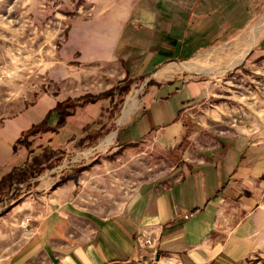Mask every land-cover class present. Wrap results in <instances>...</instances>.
Listing matches in <instances>:
<instances>
[{"label":"crops","instance_id":"0c3cea01","mask_svg":"<svg viewBox=\"0 0 264 264\" xmlns=\"http://www.w3.org/2000/svg\"><path fill=\"white\" fill-rule=\"evenodd\" d=\"M263 4L95 0L90 18L70 26L61 73L53 78L57 89H42L28 104L16 99L10 112H0V191L16 181L36 183L25 200L13 199L0 213V264H149L153 252L160 261L153 264H264V102L218 124L190 113H208L214 84L206 75L239 65L245 48L257 44ZM232 43L233 55L223 62L221 50ZM218 58L224 67L184 66ZM141 80V106L127 118L135 105L126 104L106 141V173L121 176L124 158L136 159L150 138L172 146L186 138L194 154L130 192L99 197L101 168L63 179L43 170L49 151L111 127L118 98ZM138 234L154 247H140Z\"/></svg>","mask_w":264,"mask_h":264},{"label":"rangeland","instance_id":"374dc122","mask_svg":"<svg viewBox=\"0 0 264 264\" xmlns=\"http://www.w3.org/2000/svg\"><path fill=\"white\" fill-rule=\"evenodd\" d=\"M94 5L95 0H0V112H10L16 99L23 102L28 100V104L42 89H57L60 82H55L53 78H59L61 73V60L66 55L64 44L70 26L78 19L90 18ZM263 13L264 4L260 7V15ZM233 44L221 50L225 55L223 62L228 63L231 59L233 53L230 47ZM215 61L200 60L184 66L202 70L224 67L221 58ZM229 69L225 73L205 77L214 84V96L204 106L209 115L199 111L190 113H196L209 124H218L224 119L230 121L231 118H237L246 109H259L260 102H264V31L242 63L230 66ZM145 90L144 81L133 84L123 98H118L116 114L110 119L111 127L93 140L68 142L55 151H49L53 156L43 170L48 169L54 175H72L87 166L101 168L102 182L97 186L93 184L94 194L99 197L103 194L107 196L115 190L130 192L142 181L167 173L178 164L181 157L194 154L195 147L186 138L177 146L162 144L150 138L139 146L136 159L124 158L121 162V167L125 165L121 168V176L113 172L106 173L107 167L103 164V160L109 156L106 141L118 129L116 122L124 106L131 103L135 105L129 118L141 106ZM189 119L192 117L189 116ZM197 126L202 127L201 124ZM195 129L191 132H196ZM191 132H186L187 137L193 136ZM95 157L101 160L97 159L94 163L92 159ZM60 183L61 180H57L53 184L56 186ZM34 184L16 181L9 189L0 191V213L10 209L13 199H18L16 202L25 200L29 188L36 187Z\"/></svg>","mask_w":264,"mask_h":264},{"label":"built area","instance_id":"2783aa9c","mask_svg":"<svg viewBox=\"0 0 264 264\" xmlns=\"http://www.w3.org/2000/svg\"><path fill=\"white\" fill-rule=\"evenodd\" d=\"M192 216H193V213H189V214H186L184 217H185V219H189ZM136 241L139 244V246L142 248H147V247L153 248L155 245L152 238H150L149 236H147L145 234H138L136 236ZM159 262L160 261L158 260L156 253L153 252V255L151 257V261L149 264L159 263Z\"/></svg>","mask_w":264,"mask_h":264},{"label":"bare ground","instance_id":"6f19581e","mask_svg":"<svg viewBox=\"0 0 264 264\" xmlns=\"http://www.w3.org/2000/svg\"><path fill=\"white\" fill-rule=\"evenodd\" d=\"M254 35V34H253ZM253 42H255V41H253L252 40V42H251V45L253 44ZM250 45V46H251ZM253 46V45H252ZM249 51V48H245V50L243 51V53H242V58L247 54V52ZM112 140V137H110L108 140H107V142H110Z\"/></svg>","mask_w":264,"mask_h":264},{"label":"trees","instance_id":"16d2710c","mask_svg":"<svg viewBox=\"0 0 264 264\" xmlns=\"http://www.w3.org/2000/svg\"><path fill=\"white\" fill-rule=\"evenodd\" d=\"M46 124V122H44L42 125H45Z\"/></svg>","mask_w":264,"mask_h":264}]
</instances>
